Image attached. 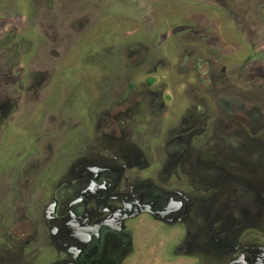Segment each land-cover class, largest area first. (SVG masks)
<instances>
[{"label": "rangeland", "instance_id": "374dc122", "mask_svg": "<svg viewBox=\"0 0 264 264\" xmlns=\"http://www.w3.org/2000/svg\"><path fill=\"white\" fill-rule=\"evenodd\" d=\"M149 90L159 94L162 111L141 109L130 133L137 144L145 142L153 179L164 181L163 141L183 122L185 134L199 129L187 143L194 141L192 152L201 162L224 172L234 160L264 179V162L252 163L264 161V148L261 156L253 150L245 155L242 146L264 145V0H0V256L15 253L31 237L34 208L46 202L67 150L79 143L72 141L101 137L91 133L101 114L113 125L107 138L127 136L126 118L111 120L112 113ZM175 171L183 177L179 163ZM179 178L167 175L164 184L174 198H157L153 208L167 222L182 204ZM251 179L236 182L248 190L255 187ZM206 187L210 197L199 195L209 221L225 193ZM253 210L246 207L242 222L264 220L263 211ZM143 218L117 224L133 226L135 239L123 264H200L167 253L178 242V224H165L175 226L166 232ZM249 227L248 237L264 243V221L262 236ZM82 229L73 225L80 239L91 234ZM61 234L64 246L69 234ZM37 245L31 242L19 255L28 259L36 247L40 257L33 264H66L64 249L48 246L45 253Z\"/></svg>", "mask_w": 264, "mask_h": 264}, {"label": "flooded vegetation", "instance_id": "af4514ba", "mask_svg": "<svg viewBox=\"0 0 264 264\" xmlns=\"http://www.w3.org/2000/svg\"><path fill=\"white\" fill-rule=\"evenodd\" d=\"M139 63L140 61H137L135 64ZM142 94L137 103L135 100L119 103L116 112L112 113L111 120L112 117L118 116L126 118L123 124H127V136L107 138L106 133L113 131V125L110 122L104 123L102 119L105 114H101V121H96L97 130L91 132L100 133L101 137L96 134L87 142L81 141L77 136V139L72 141L73 145L79 143L67 150L66 163L54 175L56 178L50 183L46 202L34 208V219L29 222L33 224L31 237L18 244L15 253L8 252L0 256V264L36 262L40 257L36 247L28 255V259L20 256L22 248L31 242L36 246L39 243L45 253L49 250L48 246H54L55 252L57 247L62 251L64 249L67 253L64 255L66 264H123L133 254L135 239L131 229L133 226L121 225L135 224L138 217H144L147 224H161L162 231L166 232L175 226L169 227L165 224H178V242L176 245H168L170 247L167 251L169 253L170 250L174 257L200 260V264H245L247 261L249 264H264L263 241L250 239L247 235V226H250L249 231L262 236L264 220L261 223L242 222L248 205L250 209L264 212L263 177L250 170L244 172L234 160L228 165L229 170L224 172L211 163L201 162L195 152H192L194 141L187 143L192 132L197 134L199 129L194 130L193 126L188 129L187 123L185 129H188V132L185 134L182 127H185L186 122H183L180 129L167 134L163 141L164 153L167 156L165 162L162 159L164 181L157 179L161 178L157 175L153 179L151 162L146 158L142 147L145 142L137 144L139 141L135 142L131 138V120L141 109L151 113L153 109L162 111V106L158 102L159 94L151 90L140 92V95ZM192 109L194 110V107ZM258 113L259 111L256 112ZM97 116L99 118V115ZM89 127L91 130L94 126ZM242 146L245 148V155L247 151L250 153L253 150L261 156L260 151L264 148V145H249L247 142L242 143ZM216 155L213 154V158H216ZM258 162L264 161L258 158L252 163L260 164L261 167ZM177 163L180 164L183 177L175 171ZM173 172L180 177L179 191L182 193H178L177 202L181 201L182 204L169 222L167 219H154L160 212L153 210L159 205L156 203L157 198H174V190L167 188L171 187L168 183L164 184L167 175ZM246 176L253 178L251 181L254 182V188L247 190L241 182H236L237 178L245 180ZM207 185L221 187V191L224 190L225 193L224 204L214 206L217 215H211L209 221L203 218L206 214L205 197L199 195V191H202L207 193L206 197H210V187L205 188ZM228 186L231 188H226ZM215 197L213 196L214 199ZM255 210L253 211L257 213ZM66 224L80 226L84 233L90 231L91 234L83 237L79 243L76 239L74 244L71 241L72 243L65 242L62 246L59 240L62 237V227ZM50 227L55 229L60 239H54ZM216 245H221V248L218 249ZM52 264H60V261L55 260Z\"/></svg>", "mask_w": 264, "mask_h": 264}, {"label": "water", "instance_id": "95a60500", "mask_svg": "<svg viewBox=\"0 0 264 264\" xmlns=\"http://www.w3.org/2000/svg\"><path fill=\"white\" fill-rule=\"evenodd\" d=\"M167 199H169L170 201H172L171 198H167ZM140 213H144V212H140ZM154 217H156L157 220L163 219L164 218V213L163 212L161 213V211H160L159 214H156ZM71 227H72V230H71ZM63 231L65 233L69 234V238L70 239H68L67 243H69V244L72 243L71 242L72 241V238H74L75 240L78 239V242H81V239H80L79 235L78 234L76 235L75 234V231H73V224H66V226L64 227V230Z\"/></svg>", "mask_w": 264, "mask_h": 264}]
</instances>
